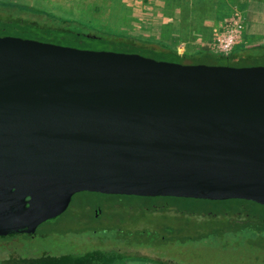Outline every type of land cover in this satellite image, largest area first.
I'll list each match as a JSON object with an SVG mask.
<instances>
[{"label":"water","instance_id":"1","mask_svg":"<svg viewBox=\"0 0 264 264\" xmlns=\"http://www.w3.org/2000/svg\"><path fill=\"white\" fill-rule=\"evenodd\" d=\"M84 191L264 205V66L0 35V236Z\"/></svg>","mask_w":264,"mask_h":264},{"label":"rangeland","instance_id":"2","mask_svg":"<svg viewBox=\"0 0 264 264\" xmlns=\"http://www.w3.org/2000/svg\"><path fill=\"white\" fill-rule=\"evenodd\" d=\"M15 1L48 8L54 13L84 21L103 32L114 35L129 33L144 38L148 35L143 32L146 27L138 26L140 24L134 26V15L137 13L142 18V13L145 12L150 17L154 8V5H120L123 0ZM18 16L48 21L45 15L0 5V18ZM256 22L252 25L253 35L244 37L242 31L238 43L259 45L254 51L256 59L239 61L232 63L233 65L264 66V18ZM223 24L225 22L216 25L215 29ZM248 27L250 28L247 24V29ZM12 33L9 35L42 41L33 29ZM210 37L203 42L200 40L188 43L193 49L211 51L213 35ZM53 43L73 46L70 43ZM184 45L180 46L181 53L186 50ZM155 47L158 46L155 44ZM82 49L108 50L107 46L101 44V40H87ZM208 65H224V62L217 59ZM163 199L158 196L147 198L97 192L75 193L70 206L62 215L41 223L33 234L0 236V264L17 263L21 258H36L44 254H77L97 248L116 250L135 257L132 260L130 258L128 264H264L262 205L251 201L243 202L241 205H244V210H241L235 201ZM164 201L173 207L149 210L150 207L147 206L152 203L160 207ZM97 203L108 209L103 214L104 224H91L93 205ZM183 206L187 212L177 211L175 208L184 209L181 208Z\"/></svg>","mask_w":264,"mask_h":264},{"label":"trees","instance_id":"3","mask_svg":"<svg viewBox=\"0 0 264 264\" xmlns=\"http://www.w3.org/2000/svg\"><path fill=\"white\" fill-rule=\"evenodd\" d=\"M38 2V1H37ZM0 5L16 7L19 10H25L28 12H34L45 15L48 17V21H37L34 19H25L22 17L13 18H0V35H9L10 32L19 33L24 29H33L38 34L40 40L48 42H63L70 43L73 47L84 48L87 40L95 41L101 40V44L107 46L108 50L125 52V53H138L149 57H155L173 62H179L182 64H197V63H212L214 60H222L224 65L241 67L240 65H233L232 63L241 62L245 60H254L256 55L254 51L259 45H241L234 48L232 52L227 55H221L206 49H193L190 43L183 53H178L176 46L168 45L162 40H156L151 34L147 37H138L134 34L119 33L113 34L109 32H103L88 25L84 21L70 18L61 13H54L48 8H41L33 4L15 1L5 0L0 1ZM39 5V4H38ZM45 5V3H43ZM2 31V32H1ZM173 35V34H172ZM175 36V35H174ZM175 39V38H174ZM154 43V44H153ZM176 43V42H175ZM59 44V43H58ZM155 44L158 47H155ZM263 46V45H261ZM149 198V197H147ZM164 199L172 200H185V201H204V202H233L239 204L238 209L244 210L241 205L243 202L249 200L244 199H227V200H204L193 198H178V197H160ZM163 199V200H164ZM165 202V201H164ZM250 202V201H249ZM253 202V201H251ZM255 203V202H254ZM257 204V203H256ZM160 205V204H159ZM260 205V204H259ZM149 210H155L157 208H170L173 207L169 202H165L160 207L147 204ZM264 207V205H262ZM177 211H186V207L183 206L180 209L175 207ZM55 219V218H54ZM264 230V228H262ZM107 251L104 249H93L83 253H68L57 256L42 255L36 258H21L17 263L12 264H128L129 261L135 259V257H129L126 254L120 253L116 250ZM131 258V260H129Z\"/></svg>","mask_w":264,"mask_h":264},{"label":"crops","instance_id":"4","mask_svg":"<svg viewBox=\"0 0 264 264\" xmlns=\"http://www.w3.org/2000/svg\"><path fill=\"white\" fill-rule=\"evenodd\" d=\"M120 5H154L150 17L145 12L142 18L134 13V26L146 27L143 32L168 45L173 44L178 53L182 52L179 51L181 45L187 48L190 41L203 42L213 35L216 25L236 16L243 21L244 37H251L252 25L264 18V0H123Z\"/></svg>","mask_w":264,"mask_h":264},{"label":"built area","instance_id":"5","mask_svg":"<svg viewBox=\"0 0 264 264\" xmlns=\"http://www.w3.org/2000/svg\"><path fill=\"white\" fill-rule=\"evenodd\" d=\"M240 17L236 16L232 20L225 22L214 30L211 42L212 52L227 55L241 40L243 24Z\"/></svg>","mask_w":264,"mask_h":264},{"label":"flooded vegetation","instance_id":"6","mask_svg":"<svg viewBox=\"0 0 264 264\" xmlns=\"http://www.w3.org/2000/svg\"><path fill=\"white\" fill-rule=\"evenodd\" d=\"M113 195L117 196L118 194H113ZM132 196H134V195H132ZM142 197H146V196H142ZM158 197H162V196H158ZM71 199H72V197H71ZM70 203H71V200H70L68 206L66 207V209L59 215H62L67 210V208L70 206ZM107 210L108 209L106 208V206H102V204H100V203H97V204L93 205V215L91 216V221H92L91 224H96V222H99L98 224H104L105 221L102 220V219H104L103 214ZM58 216H56V217H58ZM52 219H54V218H52Z\"/></svg>","mask_w":264,"mask_h":264}]
</instances>
